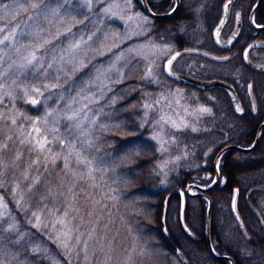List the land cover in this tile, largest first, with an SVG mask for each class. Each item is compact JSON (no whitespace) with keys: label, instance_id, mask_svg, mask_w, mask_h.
Here are the masks:
<instances>
[{"label":"trees","instance_id":"16d2710c","mask_svg":"<svg viewBox=\"0 0 264 264\" xmlns=\"http://www.w3.org/2000/svg\"><path fill=\"white\" fill-rule=\"evenodd\" d=\"M172 1L159 0L155 3L149 0V3L157 11H166L173 6ZM205 1L181 0L179 10L172 17L176 20L175 28L182 25L183 28L188 29L194 19L200 16L195 10V7L200 5L206 8V11L201 13L205 17L204 24L207 27L214 25L213 23L221 13V7L219 6L216 10V5H213L211 10H208ZM27 9L17 11L20 16L10 10L13 23H16L17 17L24 18L29 12ZM263 9L264 1L258 14L259 23H264ZM162 28V25L155 24L152 30V34H155L160 41H162V36L171 37L170 34H172H168ZM21 32V28L18 33L10 32L11 35L13 33L15 35L4 44H0V84L5 86L4 91L11 93L9 96L0 92V149L4 144L8 145L6 150L0 151V163H2L0 166V173H2L0 175V193L8 204L3 207H7L8 211L4 223L0 222V264H55L56 260L57 264H77L70 260L71 256L58 244L61 243L60 229L65 226L66 218L73 215V212L68 209L69 205L63 202L67 199H64V192L70 188L67 171L74 166L71 156L75 151L90 145L85 144L81 139L84 134L78 130L79 127L74 129L70 136L67 135L68 128L60 120L55 126L64 143L57 144L55 142L51 132L53 125L51 116L47 118L48 126H46L40 111L47 112V105L54 106L50 110L52 112L54 108L65 109L67 105L63 107L59 105L66 104L67 98L61 96L59 91L61 88L69 87L65 82L67 78L65 76L69 74V70L65 74H60V78L48 77L45 79L43 76L36 78L35 72H28L27 78H25L24 73L27 70L21 68L24 60H20V51L24 47L31 49L34 42L28 41L29 39L25 36L20 39ZM182 37L176 40L177 48L181 50L185 49L184 46H191L192 42L196 41L194 33L185 32ZM65 68L70 69L69 65H66ZM188 72L199 76L196 71ZM216 77L235 83L231 77L224 74H219ZM248 80L253 82V88L258 91L257 93L261 92L263 95L264 74H261V81L258 79V74L253 77L249 75ZM13 81L22 82L21 87L33 83L56 86L48 89L41 87L42 96L31 93L32 99L42 102L32 105L25 102L27 98L21 99L22 94ZM128 84L135 88L130 80ZM72 88L77 89V86ZM122 92H124L122 98L119 96L116 102L110 100V94L106 95L103 104L107 109L115 110V113L114 111L108 112V115L103 117L97 126H93V132L94 134L99 133L98 139L101 133H105L107 137V142L104 144L105 151L113 152V155L114 151H120L127 155L124 158L127 165H124L122 169L129 174L128 184H125L124 187L128 193L127 196L134 201L132 221L137 225L140 222L145 223V231L148 226L152 230L154 240L152 237L151 241L154 243L151 242V244L154 248L159 249L158 257L161 260L165 258L164 264H229L226 260L211 256L207 249L204 216L207 208L206 199L200 196L186 197L185 206L182 208L179 189H183L189 182H196L198 178L203 179L205 173L214 174V158L224 145L231 142L250 145L253 142L257 128L264 119V96H262V108L253 120L243 123L240 121L242 116H239L240 120L233 119V122H230V126H232L224 128L222 126L223 123H226L222 118L224 115L222 111L225 110L224 103L228 102L230 108L226 106V109L230 113L234 112L227 93L220 87L215 88L214 93L220 99V105L222 104V108L219 104L214 108L217 120L222 118L218 123L212 125L218 130L195 135L189 133L192 137L184 136L186 130L181 129L175 132L176 137L180 136L183 139L182 141L178 140L180 142L178 146L183 144L181 145L182 150L174 155L178 157L183 155L184 151L196 154L193 160L196 167L195 171H191L188 168L192 166L181 165L179 176L171 175L166 184L167 187H163L159 174L155 170V161L159 156L158 145L155 140L145 137L146 131L137 117L138 110L136 107L133 109L131 107L134 93ZM229 112L227 114H230ZM13 119L16 120L15 125L11 123ZM33 120L39 122L33 125L31 122ZM62 121L70 125L63 118ZM101 125H105V128H102ZM242 126L244 130H242ZM37 128L40 130L39 132L35 131ZM219 130H221L220 133H218ZM226 132L229 133V137L216 142L210 149L208 145L213 144L210 140H215L217 134L226 135ZM8 137L11 139L9 140ZM45 137L49 141H53L47 146L51 148V153H30L27 150L29 146L20 143V139L23 138L29 140L40 138L42 141ZM196 140L198 142H195ZM69 141L75 144V149L71 147ZM195 143H197L196 146H194ZM70 152L71 156L68 155ZM130 153L133 156L131 158L129 157ZM18 155L21 156L19 161L16 160ZM53 156L67 157L71 162L67 167H65L63 158L56 159L53 163ZM132 158L133 161H131ZM33 161L37 162L33 164ZM220 171L221 178L217 186L209 191L213 200L211 233L215 248L231 255L236 264H264V132L259 145L254 150L250 152L227 151L221 159ZM25 176L28 178L25 179ZM71 188L73 192H81L76 186ZM234 191L238 192L237 210L241 217L240 222L231 209ZM64 205L68 210L63 209ZM33 213L36 215L34 216ZM62 213H64V217L59 216ZM37 216L41 218L42 222L36 221ZM55 216H57L56 221L54 220ZM59 218L64 223L56 225ZM10 224H13L14 227L10 228ZM185 225L190 227L191 235L185 231ZM164 232L174 239L177 237V241L171 245L165 244L162 241ZM162 249L166 250L165 255H162ZM194 254H198L197 259H194ZM177 255L179 257L175 261L173 258Z\"/></svg>","mask_w":264,"mask_h":264},{"label":"rangeland","instance_id":"374dc122","mask_svg":"<svg viewBox=\"0 0 264 264\" xmlns=\"http://www.w3.org/2000/svg\"><path fill=\"white\" fill-rule=\"evenodd\" d=\"M152 1L157 3L159 0ZM32 3L39 6L33 8ZM205 3L208 10H211L213 5H216V10L218 8V2L214 0H206ZM0 4L15 5L7 11L0 10V28H4V32H0V38L11 35L12 31L18 33L21 28L20 39L25 36L28 41L34 42L31 49L27 47L21 49L20 60L35 52L44 64L48 77L52 78H60V74H65L69 70V74L65 76L67 77L65 82L69 87L61 88L59 91L61 96L67 98V103L59 106H67L65 109L54 108L51 121L60 120L61 123L69 125L64 123L62 118L65 115H74L76 117L74 121L65 119L64 121L74 124L75 129L79 127L78 130L84 134L81 139L90 145L75 151L71 156L74 166L67 171L70 188L64 192V199H67L63 202L69 205L68 209L73 215L66 218L65 226L60 229L61 243L58 246L63 247L71 256L70 260L77 264H164L165 258L161 260L158 257L159 249L151 244L153 236L144 231L141 222L137 225L132 221L134 201L127 196L124 187L128 184L129 174L122 169L127 165L124 160L127 155L120 151H114V155L113 152L105 151L107 137L103 132L98 139L99 133L94 134L93 126H97L108 112L115 113V110L112 108L109 110L103 104L106 95L110 94V100L116 102L119 96L122 98L124 93L122 91H127L130 94L134 93L131 107L138 110L137 117L140 122L144 118L142 105L154 103L158 99L161 111L156 115L162 114L177 123L189 125L182 128L187 131H183L184 136L192 137L189 133L195 135L218 130L206 122H209V117L214 114L215 106L219 104L222 108L220 99L210 90L201 91L193 87L171 84L163 71L165 59L178 49L174 33L181 35L185 32L194 33L197 44L200 43L201 34L207 35L210 26L209 28L204 26L205 17L201 14L206 8L202 5L196 6L195 10L200 17L195 18L188 29L179 25L172 31L171 37L162 36L160 41L152 34L154 21L144 14L139 0H93L90 8L85 5L84 0H27V2L2 0ZM105 8H109L110 11L105 12ZM22 9L29 12L22 19L17 17L16 23H13L10 10L20 16L17 11ZM144 17H147V22ZM46 41L48 43H45ZM76 44H79L78 48L73 47ZM182 51L184 53L175 63L176 69L186 72L194 70L205 77L227 75L243 94L249 88L250 84L245 82L248 78L242 76L241 69L233 70L228 64H223L224 60L218 53L212 51V54H209L205 49L197 47ZM204 57L213 63L208 64ZM48 64L52 67L48 68ZM66 65H69L70 69L65 68ZM149 68L153 72L151 78L153 82L144 79ZM129 80L135 88L128 84ZM73 86H77V89H73ZM260 94L262 95L261 92ZM47 107V112H52L50 110L54 106ZM201 107L211 109V114H201L199 111ZM227 112H229L227 109L222 111L229 122L222 124L224 128L231 127L230 122L232 123L234 119L231 118L233 114ZM45 114L46 112L40 111L42 118ZM149 118H153L151 112ZM241 121L246 123L243 117ZM101 127L105 128V125ZM142 127L146 131L145 137L151 138L154 134L153 127L147 124ZM192 128L196 131H192ZM175 132H177L175 129L165 127L163 133L168 135L164 138L171 139V134L175 136ZM227 132L223 136L217 134L215 140H210L213 144L208 145L209 148L211 149L216 142L226 140L227 136L229 137ZM175 138L176 143L167 144V151L163 153L158 150L159 144L155 140L159 155L155 161V170L163 187H167L171 175L179 176L181 165L192 166L188 168L191 171H195L196 167L193 163L196 154L184 151L183 155L178 156L179 159L174 155L182 150L183 144L178 146L180 144L178 140L183 139L180 136ZM37 141L41 139L38 138ZM196 145L197 143L194 146ZM129 157H133L131 153ZM77 159L92 161L91 168L77 164ZM133 160L132 158L131 161ZM213 177V173H205L203 179L198 178L196 182L206 185ZM73 186L78 187L81 192H73L71 188ZM7 205L5 197L0 193V222L3 223L8 213L7 207H3ZM63 209L68 210L65 205ZM59 216L64 217V213ZM36 221L42 222L41 218L39 220L36 218ZM36 221L34 223L39 225ZM59 221L61 218L55 224L64 223ZM9 227L13 228L14 225L10 224ZM65 243L68 244V248L63 246ZM165 251L162 249V255H165ZM177 256L173 258L175 261Z\"/></svg>","mask_w":264,"mask_h":264},{"label":"snow or ice","instance_id":"6c2138e0","mask_svg":"<svg viewBox=\"0 0 264 264\" xmlns=\"http://www.w3.org/2000/svg\"><path fill=\"white\" fill-rule=\"evenodd\" d=\"M26 2H27V0H26ZM92 2H93V0H84L85 5L88 6L89 8L91 7ZM14 6L15 5L0 4V10L7 11L10 8L14 7ZM38 6L39 5L37 3H32L31 4V7H33V8L38 7ZM104 11L105 12H109L110 9L109 8H105ZM143 19L145 20V22H147V17H144ZM69 31H70V29H69ZM0 32H4V28H0ZM12 35H14V33ZM11 38H12L11 35H4L3 38L0 39V44H4L5 41H7V40H9ZM45 43H48V42L46 41ZM73 47L78 48L79 44H76ZM177 55H179V53H177ZM23 59H24V63L21 65V68L27 70L24 73L25 78H27L28 72H35L36 78H40L41 76H43V78H45V79L48 78V73L45 71V66H44V64L41 63V59L36 56L35 52H33L29 57H24ZM61 59H62V57H61ZM174 59H175V57H172V59L167 61V64L170 66L172 64V60H174ZM225 59H227V58H225ZM47 67L51 68L52 65L48 64ZM168 75L169 76L172 75L170 67L168 69ZM152 76H153L152 69L149 68L147 73H146V76L144 77V79L149 80V82H153L152 79H151ZM21 83H18L17 81H13V84L16 85V88L22 94L21 95V99L27 98V99H25V102L31 103L32 105H36V104H39V103H42V102L40 100H38V99L30 98V93H35V94H37V96H42L43 92L41 91V87H43L44 89H48L50 87H55L56 86V85H48V84L39 85V84L33 83V84H25L23 87H21ZM4 89H5V86L3 84H0V92H3L4 95H9L10 96L11 93H9L7 91H4ZM146 95L151 96V94H146ZM173 95H175V93H173ZM45 99H47V98H45ZM159 104H160V100L156 99L154 103H144L142 105V107L144 109V118L141 121V126H144V125L147 124V125H150V126L153 127L154 134L151 137V139L156 140L158 142V144H159V149L158 150L163 153V152L167 151V147H166L167 144H170V143L171 144H175L176 143V138H175L174 134H171V137H172L171 139H165L164 138L165 135H168V134L163 133L164 128L168 127L170 129H175L176 131H180L182 128L189 127V125H187V124H185L183 122L177 123L176 121L171 120L170 118H167V117H165L162 114L157 116L156 114L161 111L160 108L158 107ZM199 111H200L201 114H209V115L211 114V109H208V108L201 107L199 109ZM237 111H240V109L237 108ZM150 112L152 113V117H153L151 119L149 118V113ZM52 115H53V112H46L45 117L43 118V122L45 123L46 126H48V119L47 118L49 116H52ZM63 119H65L67 121H74L76 119V117L74 115H65L63 117ZM31 122L34 125V124L38 123L39 121L33 120ZM11 123L13 125H15L16 124V120L13 119L11 121ZM56 124H58V121H53V125L51 126V132H52V135H53V138H54L55 142L57 144H62V143H64V140L60 137L59 130L55 126ZM75 127L76 126L74 124L66 125V128H68L67 135L70 136L72 134V132L74 131ZM191 130L192 131H196L195 128H192ZM35 131L39 132L40 130L37 128V129H35ZM29 136H31V133H29ZM8 139L10 140L11 137H8ZM52 142L53 141H49L47 139V137H45L43 139V141H37V140H34V139L29 140L27 138L20 139V143L21 144H26V145L29 146L27 150L30 153L31 152H39V153L48 152V153H51V148L47 147V146L50 145ZM69 143L71 144V147L73 149H75V147H76L75 144L71 143V141H69ZM7 148H8V145L4 144L2 149H0V151L6 150ZM68 155L71 156L72 153L70 152ZM77 156H79V153H77ZM61 158L64 159L65 167H67L68 164L71 162L67 157L53 156L52 162L55 163L56 159H61ZM177 159H179V157H177ZM16 160H18V161L21 160V156L18 155L16 157ZM36 162L37 161H33V164H35ZM76 163L85 165L88 168H91V165H92V161L87 160V159H77ZM165 163H167V162H165ZM0 166H2V163H0ZM0 175H2V173H0ZM89 175H91V172H89ZM27 178L28 177L25 176V179H27ZM33 215L35 216L36 214L33 213ZM65 215H67V213H65ZM36 218H37V220H39L38 216ZM59 222L63 223L62 220L59 221ZM57 239H59V237H57ZM63 246L65 248H68V244H66V243Z\"/></svg>","mask_w":264,"mask_h":264},{"label":"flooded vegetation","instance_id":"af4514ba","mask_svg":"<svg viewBox=\"0 0 264 264\" xmlns=\"http://www.w3.org/2000/svg\"><path fill=\"white\" fill-rule=\"evenodd\" d=\"M225 1L226 0L220 2V0H217L218 7L223 6ZM254 2H256V0H231L228 22L221 32V42H228L239 26L240 31L230 46L218 45L213 38L212 31L209 33L211 40H209V35H207V40L200 42L199 46L205 49L209 54H212V51L218 53L224 61H227L228 65L231 66L233 70L241 69L240 73L243 77L249 75L253 77L258 74L260 80V73H264V47H249V45L254 42H264V30L255 29L251 22ZM259 11L260 8L255 12L254 19L256 22L258 21ZM219 19L220 17L215 21L214 26H216ZM246 82L250 85L245 94L240 93L238 90L244 111L239 114L233 106L234 113H232V117L235 118V120L236 118L240 120L238 115H241L245 119V122H248L249 120H253L255 115L259 113V110L262 108V99L261 95L257 93L258 91L253 88V82L250 80Z\"/></svg>","mask_w":264,"mask_h":264},{"label":"water","instance_id":"95a60500","mask_svg":"<svg viewBox=\"0 0 264 264\" xmlns=\"http://www.w3.org/2000/svg\"><path fill=\"white\" fill-rule=\"evenodd\" d=\"M141 1L143 3V6H144L146 12L153 18L154 17H167V16H170L171 14L175 13L180 7V0H176V4H175V6L173 8L174 10L172 9V11L169 12V13H157V12H154L151 9V7H150V5H149L147 0H141ZM262 1L263 0H257L256 1L255 5H254V7L252 9V13H251V22H252L253 26L256 29H264V25L263 26H259V25H257L254 22V14H255L257 8L262 3ZM230 2H231V0H227L226 1L225 5H224V10H223V14L221 16V19H220V21L218 22V24L216 25V27H215V29L213 31L214 39L221 46H230L233 43V41L236 39V37L238 36L239 30H240V26H239L228 42H226V43H222L221 42L220 34H221V31H222V28L225 26V24L228 21V11H229V3ZM253 46H263L264 47V42H255V43H252V44L249 45V47H253ZM177 53L180 54L179 51L173 52L165 60V62H164V71H165V73L168 74V69L170 67L171 72H172L171 77H173V78H175V79H177V80H179V81H181L183 83L194 84L197 87L202 88V89H208V88H212V87H215V86H222L230 94L236 109L239 108L240 109L239 112L243 111L240 97H239L238 92H237V90L235 89V87L233 86L232 83L224 81V80H220V79L203 80V79L196 78V77H194L192 75H189V74H186V73L175 71L173 69V67H172V64H173L174 60L179 56V55H177ZM172 57H175V59L172 60V64L169 66L167 64V61L172 59ZM263 130H264V120L258 127V130H257V133H256V137H255V140L252 143V145H250L249 147H245V146L239 145L238 143H230V144L224 146L218 152V154L216 155L215 160H214L215 178H214V181L210 185L204 187V186H201L200 184H198L196 182H192V183H188L185 186L184 190H181V192H180L182 197H183V203H182L183 205L185 203L186 196H204V197H206L208 199L209 204H208V208H207V217H206V237H207V244H208L209 250L216 257H219L221 259L229 260L231 262V264H235L234 259L231 256H229V255H219L214 250V247H213V244H212V240H211V234H210V223H211V216H212V200L209 197V195L207 194V192L210 189H212L218 182V179L220 177V171H219L218 163H219L222 155L227 150H239V151H245V152L252 151L259 144L260 138H261V134H262ZM191 189H197L198 192L192 193L190 191ZM236 197H237V192H235V194H234V196L232 198V203L231 204H232L233 211L236 213L237 217H239L238 212H237V208H236ZM186 229H187V231H190L189 228H186Z\"/></svg>","mask_w":264,"mask_h":264},{"label":"bare ground","instance_id":"6f19581e","mask_svg":"<svg viewBox=\"0 0 264 264\" xmlns=\"http://www.w3.org/2000/svg\"><path fill=\"white\" fill-rule=\"evenodd\" d=\"M215 2L217 1V0H214ZM173 2V5L176 3V0H173L172 1ZM150 7H151V9L154 11V12H157V13H169V12H171L172 11V9L173 8H170L169 10H166V11H157V10H155V9H153V7H152V5H150ZM177 12V11H176ZM176 12L175 13H173V14H171L170 16H167V17H154L153 18V20H154V26H155V24H159V25H162V29L164 30V31H166V32H168V33H172V31L174 30V28H175V22H176V20H174L172 17L176 14ZM162 21V23H159V22H161ZM173 34V33H172ZM176 35V38H175V40H178V39H180L182 36H183V34L181 35V34H179V33H174L173 34V37ZM197 45L195 44V41H193L192 42V45L191 46H184V48L185 49H191V48H194V47H196ZM179 58H176L175 60H174V62H173V64H172V67H173V69L175 70V71H178V72H181V70H178V69H176V66H175V63H176V61L178 60ZM203 59H205L206 60V58L204 57ZM206 62L208 63V64H212L213 62H211V60H206ZM223 64H228L227 63V61H223ZM219 67V66H218ZM165 75H166V77H167V80L168 81H170V83L171 84H174V85H180V86H182V87H186V85L183 83V82H181V81H179V80H177V79H175V78H173V77H171V76H169L167 73H165ZM218 121L219 120H217V118L214 116V115H212V116H210L209 117V122H206L207 124H209V123H211L210 125H214V124H216V123H218ZM220 174H221V171H220ZM181 189H179V195H180V197H181V206H182V203H183V197H182V195H181ZM235 192H237V191H234V194H235ZM234 194H233V196H234ZM237 194H238V192H237ZM233 196H232V198H233ZM191 197H194V196H191ZM204 216H205V218L207 217V212L205 211V214H204ZM142 223V222H141ZM145 224V223H144ZM144 224L142 223V225H143V229H144ZM144 231H145V229H144ZM146 231H147V233L148 234H150V235H153V232H152V230H150V228H149V226L147 227V229H146ZM145 231V232H146ZM166 233L164 232V235H163V237H162V241L165 243V244H173V243H175V241H177V237H176V239H174V238H172L170 235H166ZM205 238H206V244H207V237L205 236ZM176 243H178V242H176ZM216 251H217V254H219V255H228L227 253H225V252H221V251H219V250H217L216 249ZM179 252V251H178ZM192 256V255H191ZM213 257L214 258H216V259H221V258H219V257H216L215 255H213ZM198 258V254H194V259H197ZM221 260H223V259H221Z\"/></svg>","mask_w":264,"mask_h":264}]
</instances>
